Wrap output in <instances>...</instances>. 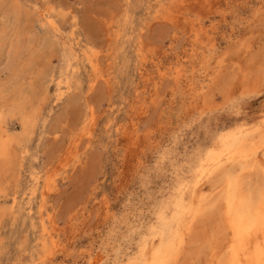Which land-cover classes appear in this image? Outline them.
<instances>
[{
  "label": "rangeland",
  "instance_id": "1",
  "mask_svg": "<svg viewBox=\"0 0 264 264\" xmlns=\"http://www.w3.org/2000/svg\"><path fill=\"white\" fill-rule=\"evenodd\" d=\"M0 94V264H139L264 117V0H0ZM203 217L176 264L223 262Z\"/></svg>",
  "mask_w": 264,
  "mask_h": 264
},
{
  "label": "bare ground",
  "instance_id": "2",
  "mask_svg": "<svg viewBox=\"0 0 264 264\" xmlns=\"http://www.w3.org/2000/svg\"><path fill=\"white\" fill-rule=\"evenodd\" d=\"M176 75L175 77H177ZM254 129L255 131L252 130L245 133L243 129L235 128L221 133V146L218 147L220 148V153L213 158H208L209 160L206 157L203 161L206 165L208 163L209 169L206 170L202 179H211L212 181L210 185L206 183L208 185L207 196H205L206 194H201L200 190L197 191L199 181L193 182L194 184L191 187L192 193L189 195L187 201L183 203V201L179 200L173 208L170 219L171 225L165 221L161 222L162 231L164 230L167 236L164 239L162 238L159 243L157 242L158 245L153 248L150 257L143 259L139 264H176L177 257L183 251L181 249L183 248L184 237L192 228V225L188 222L199 217L204 218L203 216L208 214H214L220 217V219L222 218L226 226L228 236L225 244L226 254L223 260L221 257L220 260L223 262L219 264H264V197L261 194L253 197L250 183L246 182L247 179L245 180L247 173L256 172L260 168L258 163L259 149L261 150L260 153H262L261 158L264 159V117ZM6 157L7 152H5V147L3 143H0V158ZM199 170L201 172L205 171V165H200ZM213 183H216V185L217 183H221L223 185V195L221 197H219L221 191L217 194L213 193V189L215 188L213 187L215 185ZM242 189H245V191L241 192ZM221 203H224L223 207L221 206L222 209L219 207ZM182 217L188 218L189 221ZM219 255L223 256V254Z\"/></svg>",
  "mask_w": 264,
  "mask_h": 264
}]
</instances>
